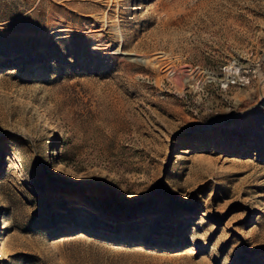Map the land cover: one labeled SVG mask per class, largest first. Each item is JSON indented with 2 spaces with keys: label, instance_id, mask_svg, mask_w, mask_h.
Instances as JSON below:
<instances>
[{
  "label": "rangeland",
  "instance_id": "obj_1",
  "mask_svg": "<svg viewBox=\"0 0 264 264\" xmlns=\"http://www.w3.org/2000/svg\"><path fill=\"white\" fill-rule=\"evenodd\" d=\"M0 264H264V0H0Z\"/></svg>",
  "mask_w": 264,
  "mask_h": 264
},
{
  "label": "bare ground",
  "instance_id": "obj_2",
  "mask_svg": "<svg viewBox=\"0 0 264 264\" xmlns=\"http://www.w3.org/2000/svg\"><path fill=\"white\" fill-rule=\"evenodd\" d=\"M118 52H119V50H118ZM71 230H73V228L66 229V231L63 232V234H65V233H69ZM80 230H83V227H81Z\"/></svg>",
  "mask_w": 264,
  "mask_h": 264
}]
</instances>
